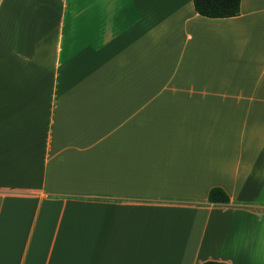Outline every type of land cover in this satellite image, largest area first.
Returning <instances> with one entry per match:
<instances>
[{
  "label": "crops",
  "instance_id": "1",
  "mask_svg": "<svg viewBox=\"0 0 264 264\" xmlns=\"http://www.w3.org/2000/svg\"><path fill=\"white\" fill-rule=\"evenodd\" d=\"M261 225L264 0H0V264H254Z\"/></svg>",
  "mask_w": 264,
  "mask_h": 264
},
{
  "label": "trees",
  "instance_id": "2",
  "mask_svg": "<svg viewBox=\"0 0 264 264\" xmlns=\"http://www.w3.org/2000/svg\"><path fill=\"white\" fill-rule=\"evenodd\" d=\"M196 12L210 19L234 18L240 15L241 0H193ZM208 202L212 205H227L230 197L221 188H212ZM203 264H226L224 262L208 261Z\"/></svg>",
  "mask_w": 264,
  "mask_h": 264
},
{
  "label": "clouds",
  "instance_id": "3",
  "mask_svg": "<svg viewBox=\"0 0 264 264\" xmlns=\"http://www.w3.org/2000/svg\"><path fill=\"white\" fill-rule=\"evenodd\" d=\"M249 251L254 264H264V225L258 230L253 229L249 239Z\"/></svg>",
  "mask_w": 264,
  "mask_h": 264
}]
</instances>
